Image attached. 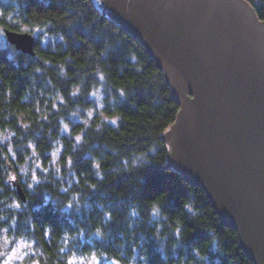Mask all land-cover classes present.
<instances>
[{
  "label": "trees",
  "instance_id": "1",
  "mask_svg": "<svg viewBox=\"0 0 264 264\" xmlns=\"http://www.w3.org/2000/svg\"><path fill=\"white\" fill-rule=\"evenodd\" d=\"M246 1L264 20V0ZM5 28L36 33L34 54L0 42V132L14 133L0 141V227L32 241L37 264H256L205 189L167 166L180 104L140 41L93 0H0Z\"/></svg>",
  "mask_w": 264,
  "mask_h": 264
},
{
  "label": "water",
  "instance_id": "2",
  "mask_svg": "<svg viewBox=\"0 0 264 264\" xmlns=\"http://www.w3.org/2000/svg\"><path fill=\"white\" fill-rule=\"evenodd\" d=\"M130 7L132 16L119 11L111 18L153 55L180 104L163 134L167 166L205 188L246 253L264 264V21L246 0H143ZM4 33L34 54L32 33ZM12 182L25 200L18 178Z\"/></svg>",
  "mask_w": 264,
  "mask_h": 264
},
{
  "label": "clouds",
  "instance_id": "3",
  "mask_svg": "<svg viewBox=\"0 0 264 264\" xmlns=\"http://www.w3.org/2000/svg\"><path fill=\"white\" fill-rule=\"evenodd\" d=\"M79 91V89H76ZM99 94L98 92L96 93ZM57 99H61L58 97ZM91 111H89L88 115L91 116ZM64 128H68L69 125L65 122L63 125ZM14 133H10L8 131L0 132V141L7 139L10 135ZM79 139V137H77ZM30 147L33 148L32 155H37L34 145L30 143ZM60 147L55 148L52 151V163L55 164L56 168L59 169L60 164L57 163L60 155ZM9 152H12L11 146H9ZM37 165L43 167L41 162L37 160ZM27 161L20 165V172H26ZM45 171L47 169L45 168ZM17 178V174L14 172L9 177L10 180H15ZM33 181H38L40 178L36 174L35 169H33L32 175ZM31 186V185H30ZM11 207L18 208L20 204L13 200L10 203ZM189 211H193L194 209L191 206H187ZM154 211H158L154 209ZM14 241V242H13ZM33 253V242L25 239L24 237H14L9 235V229L7 226L0 227V264H25L26 258L29 254ZM37 256L43 255L39 250H36L35 253ZM102 253H89L83 256L77 255L75 253L71 254L66 258V264H97V260L99 256H102Z\"/></svg>",
  "mask_w": 264,
  "mask_h": 264
},
{
  "label": "flooded vegetation",
  "instance_id": "4",
  "mask_svg": "<svg viewBox=\"0 0 264 264\" xmlns=\"http://www.w3.org/2000/svg\"><path fill=\"white\" fill-rule=\"evenodd\" d=\"M101 5H102V9L101 11L107 15H109L110 17L112 15H116L117 12L119 13V11L123 12V15L125 17L127 16H132V12L129 11L127 12V8H129L130 10V6L133 4V3H138L140 1H143V0H99ZM118 8H120V10H118ZM193 97V96H192Z\"/></svg>",
  "mask_w": 264,
  "mask_h": 264
},
{
  "label": "rangeland",
  "instance_id": "5",
  "mask_svg": "<svg viewBox=\"0 0 264 264\" xmlns=\"http://www.w3.org/2000/svg\"><path fill=\"white\" fill-rule=\"evenodd\" d=\"M95 3H96V5H98V7L99 8H101L102 9V5H101V3H100V1L99 0H93ZM258 18V17H257ZM258 20L259 21H264V20H261V19H259L258 18ZM35 33L36 32H34L33 33V35H35ZM6 41V36H5V33H4V30H0V42H5ZM89 111H91V113L93 114V112H94V109L93 108H90V109H88L87 110V113H89ZM91 114V115H92ZM72 118L73 119H78L79 118V115L77 114V113H74L73 115H72ZM64 130L65 131H68L69 130V127L68 128H64ZM26 169H27V171L26 172H22L23 174H24V181H28V180H30L31 179V172L29 171V169H28V165H26ZM201 186V185H200ZM205 189V188H204ZM206 191V190H205ZM210 198V197H209ZM211 200V199H210ZM215 207V206H214ZM215 210H216V208H215ZM217 211V210H216ZM219 214V213H218ZM222 220V219H221ZM223 221V220H222ZM224 222V221H223ZM227 224V223H226ZM238 232V231H237ZM239 234V233H238ZM11 236V235H10ZM239 238H240V235H239ZM14 242V241H13ZM244 249V248H243ZM83 256V255H82ZM250 257V256H249ZM98 260H99V258H98ZM97 260V264L99 263V261ZM25 264H37V261H36V259L34 258V255H33V253H31V254H29V256L26 258V261H25ZM106 264H120L118 261H115V260H108L107 262H106Z\"/></svg>",
  "mask_w": 264,
  "mask_h": 264
},
{
  "label": "bare ground",
  "instance_id": "6",
  "mask_svg": "<svg viewBox=\"0 0 264 264\" xmlns=\"http://www.w3.org/2000/svg\"><path fill=\"white\" fill-rule=\"evenodd\" d=\"M202 187V186H201ZM241 242V241H240Z\"/></svg>",
  "mask_w": 264,
  "mask_h": 264
}]
</instances>
